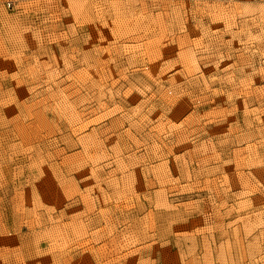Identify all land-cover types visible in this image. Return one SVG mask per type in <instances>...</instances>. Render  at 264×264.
I'll use <instances>...</instances> for the list:
<instances>
[{
    "label": "rangeland",
    "instance_id": "obj_1",
    "mask_svg": "<svg viewBox=\"0 0 264 264\" xmlns=\"http://www.w3.org/2000/svg\"><path fill=\"white\" fill-rule=\"evenodd\" d=\"M0 264H264V0H0Z\"/></svg>",
    "mask_w": 264,
    "mask_h": 264
},
{
    "label": "built area",
    "instance_id": "obj_2",
    "mask_svg": "<svg viewBox=\"0 0 264 264\" xmlns=\"http://www.w3.org/2000/svg\"><path fill=\"white\" fill-rule=\"evenodd\" d=\"M10 6V4H8Z\"/></svg>",
    "mask_w": 264,
    "mask_h": 264
}]
</instances>
